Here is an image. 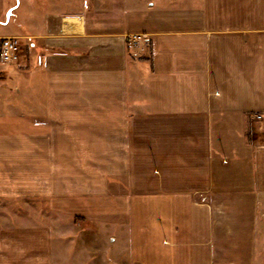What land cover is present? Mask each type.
<instances>
[{
	"label": "crops",
	"instance_id": "crops-1",
	"mask_svg": "<svg viewBox=\"0 0 264 264\" xmlns=\"http://www.w3.org/2000/svg\"><path fill=\"white\" fill-rule=\"evenodd\" d=\"M5 36L0 264H253L264 0H0Z\"/></svg>",
	"mask_w": 264,
	"mask_h": 264
},
{
	"label": "rangeland",
	"instance_id": "rangeland-1",
	"mask_svg": "<svg viewBox=\"0 0 264 264\" xmlns=\"http://www.w3.org/2000/svg\"><path fill=\"white\" fill-rule=\"evenodd\" d=\"M18 0H9L11 5H15ZM14 17L9 18V24H13ZM18 31V30H15ZM21 35V34H20ZM138 35V34H131L130 36ZM129 36V37H130ZM140 40H142V37L139 35ZM19 42L22 46V48H26L28 46L29 40H27L25 37L20 36ZM24 52V49H22V53ZM35 56V55H33ZM24 53L22 56V59L24 60ZM35 58V57H34ZM4 65V64H1ZM0 65V66H1ZM7 65V64H6ZM5 66V65H4ZM11 92L12 95L15 96V90L13 88V85H11ZM259 113V112H257ZM255 113L254 116L257 114ZM263 115V113H260ZM256 117H254V130L257 133L258 137H263L261 134L264 133V118H262V121L255 120ZM260 134V135H259ZM257 135H255L257 137ZM262 139V138H260ZM200 200H204V197H200ZM15 210L19 209L20 207L18 205H14ZM14 214V213H12ZM253 264H264V200L261 201V204L257 210V216H256V236H255V245H254V258H253Z\"/></svg>",
	"mask_w": 264,
	"mask_h": 264
},
{
	"label": "built area",
	"instance_id": "built-area-1",
	"mask_svg": "<svg viewBox=\"0 0 264 264\" xmlns=\"http://www.w3.org/2000/svg\"><path fill=\"white\" fill-rule=\"evenodd\" d=\"M130 41L135 44L139 51L143 49V40H140L139 35L129 37ZM22 46L17 36H5L0 44V63L2 64H19L23 61ZM255 120L262 121L264 115L257 113ZM264 121V120H263Z\"/></svg>",
	"mask_w": 264,
	"mask_h": 264
},
{
	"label": "water",
	"instance_id": "water-1",
	"mask_svg": "<svg viewBox=\"0 0 264 264\" xmlns=\"http://www.w3.org/2000/svg\"><path fill=\"white\" fill-rule=\"evenodd\" d=\"M10 13H11V10H10V9H8V10L6 11V14H5V18H6V20L8 19V17H9V15H10Z\"/></svg>",
	"mask_w": 264,
	"mask_h": 264
}]
</instances>
